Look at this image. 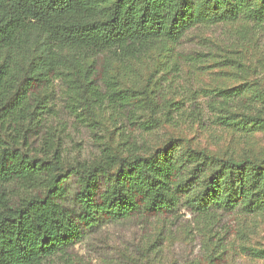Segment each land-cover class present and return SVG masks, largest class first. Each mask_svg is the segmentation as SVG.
Instances as JSON below:
<instances>
[{"label":"trees","instance_id":"trees-1","mask_svg":"<svg viewBox=\"0 0 264 264\" xmlns=\"http://www.w3.org/2000/svg\"><path fill=\"white\" fill-rule=\"evenodd\" d=\"M241 18L264 22V0H0V264H44L104 222L172 214L181 204L205 218L264 212V149L219 155L170 138L151 151L119 128V148L64 164L47 128L46 91L60 80L76 93L77 117L79 108L106 106L116 123L155 129L163 120L139 113L143 99L153 107L156 99L125 86L114 68L171 50L197 25ZM245 92L214 90V120L264 130V101L253 106ZM252 254L264 258V249Z\"/></svg>","mask_w":264,"mask_h":264},{"label":"rangeland","instance_id":"rangeland-1","mask_svg":"<svg viewBox=\"0 0 264 264\" xmlns=\"http://www.w3.org/2000/svg\"><path fill=\"white\" fill-rule=\"evenodd\" d=\"M126 70L114 68L112 73L125 86L142 91L140 97L153 96L157 105L143 99L139 114L161 118L162 123L151 131L116 123L106 106L90 112L79 108V118L74 112L76 93L55 80L46 91L47 128L56 132L64 164L92 161L106 144L119 148L124 143L119 128L124 139L151 151L170 138L219 155L264 149V130L221 125L208 107L214 90L234 86H243L247 101L261 106L264 22L241 18L197 25L171 50L156 48L132 60ZM238 110L247 112L245 106ZM76 187L73 178L69 198ZM261 249L264 212L217 211L205 218L181 204L172 214L104 222L68 253L51 256L44 264H264V258L252 254Z\"/></svg>","mask_w":264,"mask_h":264}]
</instances>
